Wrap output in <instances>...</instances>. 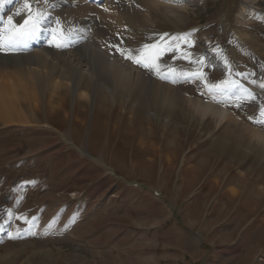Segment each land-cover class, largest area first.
<instances>
[{
	"label": "rangeland",
	"instance_id": "rangeland-1",
	"mask_svg": "<svg viewBox=\"0 0 264 264\" xmlns=\"http://www.w3.org/2000/svg\"><path fill=\"white\" fill-rule=\"evenodd\" d=\"M27 1L6 21L47 6ZM187 1L182 20L161 7L153 26L117 37L112 54L127 66L124 40L160 75L197 78L171 84L181 91L172 105L156 106L148 92L137 113L134 95L133 112L120 98L100 117L95 81L85 88L73 74L49 73L31 50L15 57L2 48L7 31L0 35V63L26 67L4 85L15 123L0 112V222L9 221L0 264H264L260 143L225 133L226 121L217 126L189 100H213L200 93L207 85L216 105L264 120V0ZM58 81L69 87L61 101L52 99Z\"/></svg>",
	"mask_w": 264,
	"mask_h": 264
},
{
	"label": "bare ground",
	"instance_id": "bare-ground-1",
	"mask_svg": "<svg viewBox=\"0 0 264 264\" xmlns=\"http://www.w3.org/2000/svg\"><path fill=\"white\" fill-rule=\"evenodd\" d=\"M251 2L252 0H245L246 6H248L247 4H251ZM47 5L46 10L44 11L45 14L50 11V7L59 9L58 13L52 14L51 17H45V20H48V22H53L52 18L59 21V24L52 23L51 32L45 33L40 27V32L35 38L14 39L16 33L21 30L20 21L26 16V14L23 13L20 16L18 24H14L15 27L13 28L9 39L4 40L12 43L11 45L16 48H19L20 44L23 45L24 49L29 48L32 51V53L29 54L37 57L35 62L38 63L37 66L46 67L47 70L49 69V73H54L56 70L61 69V75L64 74L68 77H71L70 75L72 74V76L75 75L77 77V85L85 86V88H89L91 81H95L93 89L97 94L96 99L99 98V105L102 102L106 106L102 110L100 117L102 115H107V109L112 111V103L115 101L120 103V98H125L127 101L130 99V102L126 103V105H129L128 112H133L134 106L132 105L134 95H138L137 102L140 103L135 109V112L136 110L141 112V97L145 96L148 92L151 93L156 106L159 104L172 105L176 103L177 98L181 95V91L168 82L169 77L167 75L161 74V76L158 73L156 76H153L144 73L135 65L127 66L125 61L123 62L117 59L112 53H114L113 48L119 46L115 45L117 44L116 40L118 36L126 34L127 31H133L135 34L142 28L151 25L153 26L155 23L153 15L162 12L161 7L165 8V10L172 14V16L182 20L185 16L183 11L187 8L185 0H47ZM241 22H243V20ZM64 24L76 25L77 27L74 30L68 26H62ZM3 28L7 29L6 23ZM80 37H86V40L81 42ZM109 38L113 39L112 42L114 44L110 42ZM50 40L53 42L55 41L56 44L61 43L63 46L51 48L46 44ZM73 42H76L75 46H73ZM120 42L121 41H119V43ZM122 44L128 46L129 49L137 48L133 42L128 40H124ZM127 51L128 49L126 50V53ZM13 56L27 57L28 54L19 53L15 55L13 54ZM138 58L142 61L144 60V57L142 58L139 56ZM24 68L26 67L21 64L0 63V70L7 69L5 70L3 77H1L2 80L0 83V112L2 111V120L5 122L9 120L7 122L9 125L15 123L14 120H11L14 117L15 111L13 106L7 101L9 96L7 97L6 93L7 95L9 94L8 91L4 92L6 88L4 85L7 80V74L13 77H15L14 75H21L23 74L22 72L24 71ZM152 69L155 70L154 68ZM29 73L33 78L37 79H34L35 87L39 88L43 83L40 79L41 74L39 73V75L37 71L35 72L32 70ZM43 74L45 75L44 79H47L46 74ZM158 75H160V77ZM10 88L12 89V87ZM68 88L69 87L65 82H56L53 87L54 94L52 95V99L58 98L59 100H62L65 98L69 92ZM234 88L235 85H231L230 87L228 86V88H224V90L228 89L230 96L234 95ZM220 89L222 91V88ZM262 94H264V92ZM111 97L114 98V101L110 99ZM194 98L189 96V100L192 101L194 105L193 107H195L196 111L198 110V113L204 116L203 118L209 114L213 115L216 119L217 126L226 121L227 123L224 127L225 133L228 132L229 134L236 136L238 139L245 138V135L250 138V141L256 139L260 143V150L264 154V127L260 128L254 126V124L246 123L240 115L225 108L226 106L222 107L221 105H216L212 102L213 100ZM24 121L28 122L27 120H21L20 123L17 122L18 124H21L22 122L25 125L26 123ZM258 201H261V199ZM8 224L9 221H3L0 223V234L2 233V230H5L6 226H9Z\"/></svg>",
	"mask_w": 264,
	"mask_h": 264
},
{
	"label": "snow or ice",
	"instance_id": "snow-or-ice-1",
	"mask_svg": "<svg viewBox=\"0 0 264 264\" xmlns=\"http://www.w3.org/2000/svg\"><path fill=\"white\" fill-rule=\"evenodd\" d=\"M3 3H4V0H0V5H2ZM17 14H19V13H17ZM28 15L30 17H32L31 24H29L28 19L23 20V24L20 26L21 30L16 33V36L14 37V39L25 38V37L26 38H35L39 34L41 19L43 18L44 14L42 12H37V13H35V15H33L32 13L29 12ZM9 20L11 21V17L9 18ZM57 24H59V21H57ZM55 46L56 47H62L63 45L61 43H57ZM143 47L149 48L150 46L144 45ZM151 47H155V46H151ZM141 51L142 50H139V49H129L128 50L129 54H128L127 58L133 59L136 63L142 64V66L149 67L148 63H146L145 61H142L141 59L138 58L141 55ZM121 54L122 55L125 54L124 51H122ZM247 97L248 98H254V94L251 92H248ZM239 106H240V102H237V107H239ZM260 116L264 117V109H261ZM257 122L264 123V120H259Z\"/></svg>",
	"mask_w": 264,
	"mask_h": 264
}]
</instances>
